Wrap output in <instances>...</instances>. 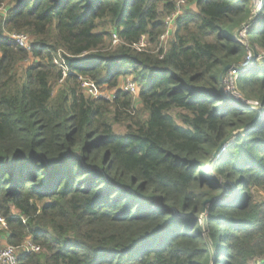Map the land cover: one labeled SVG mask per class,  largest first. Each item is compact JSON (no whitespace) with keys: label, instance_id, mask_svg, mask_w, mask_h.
<instances>
[{"label":"trees","instance_id":"obj_1","mask_svg":"<svg viewBox=\"0 0 264 264\" xmlns=\"http://www.w3.org/2000/svg\"><path fill=\"white\" fill-rule=\"evenodd\" d=\"M2 4L0 250L40 247L20 264H264V59L246 65L264 53V10L254 25L251 0ZM229 67L251 106L223 93ZM128 77L139 95L113 101L80 81Z\"/></svg>","mask_w":264,"mask_h":264},{"label":"built area","instance_id":"obj_2","mask_svg":"<svg viewBox=\"0 0 264 264\" xmlns=\"http://www.w3.org/2000/svg\"><path fill=\"white\" fill-rule=\"evenodd\" d=\"M179 13L180 12L167 18L166 20L167 32L162 38L163 42L170 34H172L173 26H175V20L178 17ZM7 39L15 42L17 45H19L22 48L30 50L31 40L28 35L11 34L7 36ZM113 42L114 45L119 44V39L115 35ZM145 44L146 43L143 40L140 43V45L137 46V48H144ZM61 68L63 70L64 78H65L70 71L69 67L65 63H63L61 65ZM229 73H234L235 75L237 74L236 70L234 69L231 70ZM80 81L85 95L93 99H105L108 101H113L117 97L118 92L128 93L133 96H138L140 93V88L138 84L131 77L123 79L119 84L118 88L113 91L102 90L98 88V86L90 80L80 78ZM6 229H7L6 219L0 214V232L5 231ZM39 252H40V247L35 245L30 240H27L24 244L18 247L7 245L2 250H0V264H20L19 259L22 254H32Z\"/></svg>","mask_w":264,"mask_h":264},{"label":"rangeland","instance_id":"obj_3","mask_svg":"<svg viewBox=\"0 0 264 264\" xmlns=\"http://www.w3.org/2000/svg\"><path fill=\"white\" fill-rule=\"evenodd\" d=\"M253 3L254 7V13H255V21L254 25H256V21L258 19V16L261 12V10H264V0H251ZM190 5H186V8H189ZM8 10V6L6 4H2L0 7V19L6 16ZM180 11V10H179ZM182 12V10H181ZM167 20V19H166ZM174 30V26H173ZM26 35V34H25ZM172 38V34H170L164 41V44ZM239 42H245L246 41V34L245 32H242L238 34V37L235 38ZM163 42V41H162ZM246 43V42H245ZM153 46L148 45L147 48H152ZM260 55L258 56V59H252V54H250V59H252V63H248L246 65L252 66L254 62H257L256 64H259L264 59V53L260 50ZM236 80H237V75L234 73H228L225 81H224V88H223V93L227 95V97L231 100V104L239 106V107H245V106H251L253 103L251 99L246 98L240 90H238L237 85H236ZM118 133H123L124 129L118 127L117 128ZM256 196L261 197L262 194L254 193ZM258 198V197H257ZM262 198V197H261ZM7 246V243H3V248Z\"/></svg>","mask_w":264,"mask_h":264},{"label":"water","instance_id":"obj_4","mask_svg":"<svg viewBox=\"0 0 264 264\" xmlns=\"http://www.w3.org/2000/svg\"><path fill=\"white\" fill-rule=\"evenodd\" d=\"M231 69H232L231 67L228 68V70H231ZM218 153H219V151L214 155V158L217 157Z\"/></svg>","mask_w":264,"mask_h":264}]
</instances>
